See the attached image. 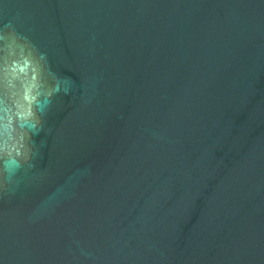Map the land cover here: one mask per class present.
Returning a JSON list of instances; mask_svg holds the SVG:
<instances>
[{
    "label": "water",
    "instance_id": "1",
    "mask_svg": "<svg viewBox=\"0 0 264 264\" xmlns=\"http://www.w3.org/2000/svg\"><path fill=\"white\" fill-rule=\"evenodd\" d=\"M0 264H264V0H0Z\"/></svg>",
    "mask_w": 264,
    "mask_h": 264
}]
</instances>
